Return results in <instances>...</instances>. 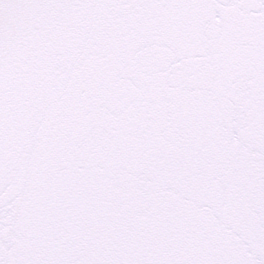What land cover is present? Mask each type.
<instances>
[{"label": "snow or ice", "instance_id": "6c2138e0", "mask_svg": "<svg viewBox=\"0 0 264 264\" xmlns=\"http://www.w3.org/2000/svg\"><path fill=\"white\" fill-rule=\"evenodd\" d=\"M0 264H264V0H0Z\"/></svg>", "mask_w": 264, "mask_h": 264}]
</instances>
